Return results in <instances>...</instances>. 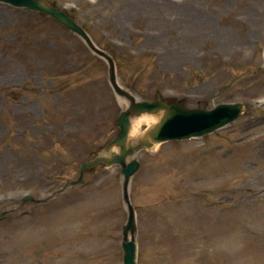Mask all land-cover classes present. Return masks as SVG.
<instances>
[{
	"label": "rangeland",
	"instance_id": "obj_1",
	"mask_svg": "<svg viewBox=\"0 0 264 264\" xmlns=\"http://www.w3.org/2000/svg\"><path fill=\"white\" fill-rule=\"evenodd\" d=\"M48 1L140 99L245 104L213 133L138 149L137 264H264V0ZM108 68L51 15L0 1V264H124L121 166L58 192L120 131Z\"/></svg>",
	"mask_w": 264,
	"mask_h": 264
},
{
	"label": "water",
	"instance_id": "obj_2",
	"mask_svg": "<svg viewBox=\"0 0 264 264\" xmlns=\"http://www.w3.org/2000/svg\"><path fill=\"white\" fill-rule=\"evenodd\" d=\"M19 7H27L51 15L67 28L80 35L87 45L97 54L104 57L109 64V80L116 94L128 101L118 117L119 133L109 140L104 148L92 159L81 164L80 175L77 179L68 180L58 190H64L72 184L83 181L86 170L101 162L107 165L120 164L123 175V198L128 207L129 215L123 226L124 264H137V219L135 206L131 201L130 182L133 174L139 169L141 161L135 157L137 150L143 146L151 148L157 143L172 139H188L202 136L219 129L237 119L245 110L241 101L221 102L211 108L189 107L180 102L166 103L162 99H139L118 79L114 57L105 49L98 46L88 31L65 9L48 0H0ZM143 113L155 115L157 122L148 126L137 137H130L132 118ZM137 143H134V141ZM117 151H114L116 150ZM32 198L27 195L25 199ZM42 201V200H39ZM5 215L0 213V219Z\"/></svg>",
	"mask_w": 264,
	"mask_h": 264
},
{
	"label": "bare ground",
	"instance_id": "obj_3",
	"mask_svg": "<svg viewBox=\"0 0 264 264\" xmlns=\"http://www.w3.org/2000/svg\"><path fill=\"white\" fill-rule=\"evenodd\" d=\"M157 120H158L157 116L150 115L147 113L132 118L130 137L131 138L137 137L142 132V128L145 124L148 126L153 125L155 122H157Z\"/></svg>",
	"mask_w": 264,
	"mask_h": 264
},
{
	"label": "trees",
	"instance_id": "obj_4",
	"mask_svg": "<svg viewBox=\"0 0 264 264\" xmlns=\"http://www.w3.org/2000/svg\"><path fill=\"white\" fill-rule=\"evenodd\" d=\"M128 56H129V57H133V56H132V55H130V54H128ZM125 57H127V55H126ZM125 57H124V58H125ZM124 58H123V61H124Z\"/></svg>",
	"mask_w": 264,
	"mask_h": 264
}]
</instances>
